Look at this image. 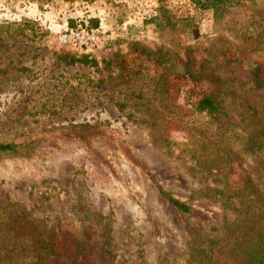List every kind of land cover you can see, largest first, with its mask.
Segmentation results:
<instances>
[{
  "label": "rangeland",
  "instance_id": "rangeland-1",
  "mask_svg": "<svg viewBox=\"0 0 264 264\" xmlns=\"http://www.w3.org/2000/svg\"><path fill=\"white\" fill-rule=\"evenodd\" d=\"M233 4L0 0V264H264V0Z\"/></svg>",
  "mask_w": 264,
  "mask_h": 264
},
{
  "label": "trees",
  "instance_id": "trees-1",
  "mask_svg": "<svg viewBox=\"0 0 264 264\" xmlns=\"http://www.w3.org/2000/svg\"><path fill=\"white\" fill-rule=\"evenodd\" d=\"M233 1H238V0H191V2L198 7L207 10H213L215 15L226 14L227 10L230 9V6L236 4V3L233 4ZM93 23H95L96 26L93 25ZM79 29H85L87 31L95 33L97 32L98 29V21L95 19H90L87 23H82L81 25L73 27L70 30H79ZM253 75L255 76V78L258 79L259 70L254 69ZM195 110L199 113L217 115L220 113L221 108L219 102H217L213 97L206 96L195 104ZM14 150L15 147L11 145L0 144V152L14 151ZM171 202L180 210L189 211V207L187 205L179 203L174 200H171ZM51 237L52 236H50L49 238ZM68 241H69V237L65 235H63L57 243L48 242V241L44 242V239H37L35 243H33V246L30 248L31 250L33 249L34 253H36L37 255H35V257L32 255L31 259L33 261L36 260L34 261L36 264H43L41 263V261L42 262L43 260L49 261L50 259H53V257L57 258L60 255L61 258L66 255L73 254L74 252L79 255V253L86 247L85 243L82 246H75L77 245L76 243L72 244L71 242L69 243ZM41 254L43 256H41ZM37 256L41 258H37Z\"/></svg>",
  "mask_w": 264,
  "mask_h": 264
},
{
  "label": "built area",
  "instance_id": "built-area-1",
  "mask_svg": "<svg viewBox=\"0 0 264 264\" xmlns=\"http://www.w3.org/2000/svg\"><path fill=\"white\" fill-rule=\"evenodd\" d=\"M58 41L63 47L74 48L84 53H89L100 45L101 38L94 32L79 29L63 32L59 35Z\"/></svg>",
  "mask_w": 264,
  "mask_h": 264
}]
</instances>
